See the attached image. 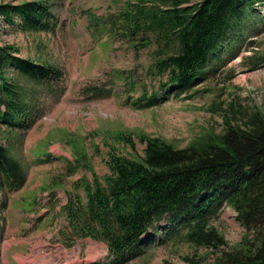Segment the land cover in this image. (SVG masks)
Wrapping results in <instances>:
<instances>
[{"label":"rangeland","instance_id":"obj_1","mask_svg":"<svg viewBox=\"0 0 264 264\" xmlns=\"http://www.w3.org/2000/svg\"><path fill=\"white\" fill-rule=\"evenodd\" d=\"M27 1L52 4L60 25L52 34H24L5 28L0 31L1 43L16 46L24 57L57 65L65 76L61 96L39 92L40 114L24 141L15 134L8 136L9 128L0 124V142L29 173L20 191L0 189V264H24L22 260L31 264H114L103 242L78 239L70 249L63 244L65 191L83 198L74 183L82 176L92 180L86 166L70 174L69 167L79 166L62 156V148L75 154L65 141L70 135L86 138L91 165L103 181L109 173V148L138 159L144 155L141 137L148 136L182 149L205 130L223 131L221 113H213V109L227 110L233 102L245 110L264 109V5L256 7V20L246 18V34L233 36V42L222 49L220 59L211 61L188 97H171L159 106L140 108L135 103L143 104L145 94L161 95L167 75L154 67L157 46L137 49L118 34L119 27L110 17L120 13L126 0H0V4ZM92 15L102 18L99 26L91 23ZM102 26L106 29L103 34ZM46 115L50 118L42 123ZM129 136L134 147L128 143ZM49 137L53 142L45 150H51V155L39 160L33 150ZM29 204H33L30 209ZM210 225L223 234L229 246L246 233L230 207ZM214 256L205 247L170 241L116 264H211Z\"/></svg>","mask_w":264,"mask_h":264},{"label":"trees","instance_id":"obj_2","mask_svg":"<svg viewBox=\"0 0 264 264\" xmlns=\"http://www.w3.org/2000/svg\"><path fill=\"white\" fill-rule=\"evenodd\" d=\"M263 1L129 0L119 34L141 46H157L156 70L168 73L164 87L181 94L198 84L199 74L220 59L235 33H246V18ZM0 20L36 34L50 31L54 13L49 4L36 1L1 3ZM18 54L14 45H1L0 37V104L5 105L0 119L22 128L30 100L62 72L42 58ZM158 102L152 98L147 106ZM212 112L221 113L223 131L205 130L182 149L148 136L141 137L144 155L138 159L112 147L104 182L97 175L92 181L82 178L77 188L85 202L71 198L65 207L70 232L104 241L111 254L121 256L169 217L186 229L180 241L215 254L211 264H264V109L245 110L233 102ZM26 178L21 161L0 143V184L20 189ZM224 205L237 212L246 230L234 246L210 225Z\"/></svg>","mask_w":264,"mask_h":264}]
</instances>
